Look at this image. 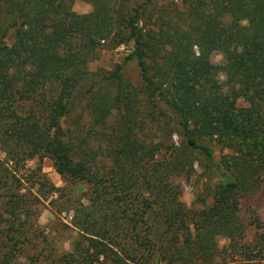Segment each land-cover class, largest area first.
<instances>
[{
  "label": "trees",
  "instance_id": "trees-1",
  "mask_svg": "<svg viewBox=\"0 0 264 264\" xmlns=\"http://www.w3.org/2000/svg\"><path fill=\"white\" fill-rule=\"evenodd\" d=\"M75 1L0 0V264H14L24 235L26 204L10 164L36 157L91 186L74 221L90 243H76L64 256L68 264L101 257L112 264H209L215 234L232 243L243 236L235 192L253 186L264 166L252 161L264 157V0H181L187 28L141 27L140 10L126 11L127 0H89L88 13L74 11ZM130 42L139 86L121 65L90 69L100 50ZM214 53L222 54L220 63ZM208 140L232 150L229 159L218 163ZM196 153L221 183L213 207L191 228L169 178ZM162 228H172L173 238L164 240ZM180 230L181 247L205 262L181 255Z\"/></svg>",
  "mask_w": 264,
  "mask_h": 264
},
{
  "label": "rangeland",
  "instance_id": "rangeland-1",
  "mask_svg": "<svg viewBox=\"0 0 264 264\" xmlns=\"http://www.w3.org/2000/svg\"><path fill=\"white\" fill-rule=\"evenodd\" d=\"M129 6L126 11L140 10L139 25L147 27L150 24H165L187 28L189 20L181 0H127ZM72 8L78 13L92 11L93 5L89 0H76ZM16 27H13L7 37L8 43H13ZM134 50L133 42L123 44L114 49H102L99 58L90 63V69L97 71L105 69L114 70L122 66L124 78L133 85L139 86L141 82L138 61L129 58ZM221 53H214L212 60L215 63L222 61ZM238 104L244 103L242 96H237ZM85 103V102H84ZM81 128L87 129L91 122L89 110L82 113ZM173 139L178 141V135ZM208 143L215 149L218 163L225 158L229 159L233 153L230 149L213 141ZM1 158H5L3 153ZM253 164L261 165L264 157L255 156ZM205 159L200 153L193 156L192 165L188 166L179 175L170 176L169 180L174 187V193L184 210L189 213L188 224L192 228L197 221H202V215L210 210L214 203L221 180L219 173L207 172ZM10 175L15 176L20 194L26 210L21 214L24 235L15 242L16 255L14 264H68L64 256L70 253L76 243L87 245L90 243L89 234L76 227L74 221L82 205L89 203L91 186L85 181H73L62 176L55 168L53 160L49 157L42 160L38 157L29 159L23 166L14 167L10 164ZM253 186L248 189L238 188L235 192L237 199L238 221L243 228V236L232 240L225 234H215L216 249L214 260L209 264H264V166L252 179ZM51 185L57 189L51 188ZM172 228H162L159 235L164 240L174 236ZM158 235V232H157ZM186 232L178 231L175 240L177 247L182 248L183 257H189L190 263L205 262L203 258L197 260L199 254L190 258L193 252L187 247H181L185 242ZM194 238V235H192ZM94 264H112L101 257Z\"/></svg>",
  "mask_w": 264,
  "mask_h": 264
}]
</instances>
